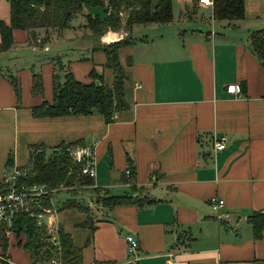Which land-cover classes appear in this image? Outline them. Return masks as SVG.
<instances>
[{
    "label": "crops",
    "instance_id": "obj_1",
    "mask_svg": "<svg viewBox=\"0 0 264 264\" xmlns=\"http://www.w3.org/2000/svg\"><path fill=\"white\" fill-rule=\"evenodd\" d=\"M172 4L171 23L135 26V42L119 50L129 107L110 124L101 115L36 118L33 110L53 104L56 75L99 84L96 72L113 86L107 55L97 48L123 33L94 39L86 17L85 25L50 33L46 43L45 29L14 30L13 47L0 53V193L8 173L30 164L31 146L51 155L63 143L80 142L93 151L95 188L141 201L99 207L85 189L80 194L92 200L77 199L88 201L82 205L92 210L91 221L77 209L57 211L55 200L56 212L41 222L70 236L82 250L81 264H134L129 235L140 245L136 264H167L170 255L176 264H264V232L256 239L250 224L253 214L264 213V67L250 39L264 29V0H244V18L235 21L191 0ZM1 21L10 24L8 0H0ZM35 74L41 93L34 92ZM222 136L227 147L216 153L214 139ZM213 199L225 202L218 213ZM7 237V250L0 240V264H33L26 236Z\"/></svg>",
    "mask_w": 264,
    "mask_h": 264
},
{
    "label": "trees",
    "instance_id": "obj_2",
    "mask_svg": "<svg viewBox=\"0 0 264 264\" xmlns=\"http://www.w3.org/2000/svg\"><path fill=\"white\" fill-rule=\"evenodd\" d=\"M11 10V21L7 24L0 22L2 43L0 53L8 52L14 45V30L29 31L35 34L40 29L49 32L45 43L50 40V33L61 34L72 27L75 19L86 17L87 28L92 32L94 39H100L108 31H117L123 27L122 11H128L129 15L125 28L129 31V38L108 45H100L97 50H102L108 58L107 66L114 73L113 86H108L103 79L92 73V77L101 83L93 81L91 84L78 82L69 72L64 76V81L56 75L54 82L55 98L53 104L44 103L34 109L36 118L63 117V116H91L101 115L110 124L115 121L116 115L127 109L125 99L126 72L119 60V50L132 45L133 28L137 25L168 24L174 19L172 0H162L154 5L153 0H8ZM86 9H94L85 15ZM215 17L220 20L235 21L244 18V0H216ZM252 52L259 58L264 67V29L251 34ZM33 41V39H32ZM55 66L61 69L60 61L55 60ZM2 74V72L0 73ZM17 93H20V85L17 80L10 78ZM43 91L42 77L34 76V92ZM81 147L80 142L63 143L56 147L51 155L47 149L40 145L30 148V164L26 169L29 175L22 179L21 184L26 187L43 186L50 191L48 198L42 201V208L35 209V215L30 213L18 214L11 226L0 223V240L4 250L8 248V233L25 235L27 243L25 248L31 253L33 264H52L54 260L58 264H81L82 250L77 249L70 236L61 228L59 230L60 248L53 243V236L48 226L41 222L40 215L44 210L52 209L58 199L57 194L68 192L75 195L72 199L57 201V211L77 209L85 212L92 221V210L82 205L78 197L79 189L93 187L94 193H104L107 201L98 197L96 203L103 207H115L129 204H139L141 201L128 196H112L109 192L95 188V181L83 174L84 163L74 160L73 151ZM12 165V160L9 163ZM131 171V170H130ZM132 174V171H131ZM20 186V185H19ZM5 187V186H4ZM79 192V195L77 194ZM57 193V194H56ZM56 194V195H55ZM100 195V194H99ZM142 203H151L144 200ZM254 236L260 239L264 232V213L257 212L250 218ZM93 231V229L91 228Z\"/></svg>",
    "mask_w": 264,
    "mask_h": 264
},
{
    "label": "built area",
    "instance_id": "obj_3",
    "mask_svg": "<svg viewBox=\"0 0 264 264\" xmlns=\"http://www.w3.org/2000/svg\"><path fill=\"white\" fill-rule=\"evenodd\" d=\"M193 3L200 5L203 8H214L216 0H191ZM229 90L235 91L234 87H230ZM228 144V138L222 136L214 139V151L220 152L226 149ZM73 157L76 162L84 163L83 174L90 177L95 181L96 179V161L93 157V151L89 148L78 147L73 151ZM30 173L29 169H13L6 175L4 182V191L0 193V223H7L9 226L13 224L15 217L18 214L30 213L32 216H36L34 210L42 208V201L48 198L50 191L43 186H31L26 187L21 184L22 179L26 178ZM127 175H131V171L128 170ZM20 185V186H19ZM225 205L223 200H212L213 211L219 212V209ZM43 217L46 214H53L56 212L55 208L44 210ZM220 218V215H218ZM48 229L52 234L53 243L56 247H59L58 237V225L51 223L48 225ZM128 244V254L132 257V263L136 264L138 261V251L140 248L139 241L136 237L129 235L126 237ZM173 255H170L167 260V264H176L172 259ZM52 264H58V261L54 260Z\"/></svg>",
    "mask_w": 264,
    "mask_h": 264
},
{
    "label": "rangeland",
    "instance_id": "obj_4",
    "mask_svg": "<svg viewBox=\"0 0 264 264\" xmlns=\"http://www.w3.org/2000/svg\"><path fill=\"white\" fill-rule=\"evenodd\" d=\"M128 15H129V12L128 11H122L121 12V18L123 19V27L121 28V29H119V30H117V31H108L107 33H109V32H120L121 34L123 33L124 35H125V37L124 38H129L130 36H129V31H127L126 30V28H125V23H126V20H127V18H128ZM73 24L74 25H78V26H80V25H85L86 24V19L84 18V17H82V16H80V17H78L77 19H75L74 20V22H73ZM89 30V29H88ZM90 31V30H89ZM90 33L92 34V32L90 31ZM106 33V34H107ZM105 34V35H106ZM117 38V37H116ZM108 39V38H107ZM109 40V39H108ZM80 45V44H79ZM81 46V45H80ZM93 187L91 188V192H92V196H93V198H94V202H95V204H97L96 203V200H98V197L100 198V199H102L103 201H107V199L108 198H106V196H105V194L104 193H94L93 192ZM80 191L79 192H81V191H86L85 189L84 190H82V189H79ZM65 191V190H64ZM60 192L59 194H57V196H58V199H57V201L59 200V198L61 199L62 198V200L63 201H65L66 199H72L75 195H73V194H68V192ZM79 192L77 193L78 195H79ZM55 194V195H56ZM82 194H84V193H82ZM84 196H86V198H89L88 200H92V196L91 197H87L88 195L87 194H84ZM87 200V199H86ZM82 202V204L84 203V204H88V201H81ZM57 205H59V204H57ZM98 205V204H97ZM96 205V206H97ZM99 207H100V205H98ZM48 221V218H45L44 219V222H47Z\"/></svg>",
    "mask_w": 264,
    "mask_h": 264
},
{
    "label": "bare ground",
    "instance_id": "obj_5",
    "mask_svg": "<svg viewBox=\"0 0 264 264\" xmlns=\"http://www.w3.org/2000/svg\"><path fill=\"white\" fill-rule=\"evenodd\" d=\"M113 34H115V33H112V32L109 33V34L105 37V39H106V40L109 39L108 41L116 40V39H117V38H116L117 36H116V34H115V35H113ZM107 38H108V39H107Z\"/></svg>",
    "mask_w": 264,
    "mask_h": 264
}]
</instances>
